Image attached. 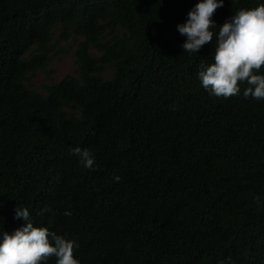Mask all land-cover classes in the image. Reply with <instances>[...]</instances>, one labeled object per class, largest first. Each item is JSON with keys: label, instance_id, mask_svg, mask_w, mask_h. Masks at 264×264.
<instances>
[{"label": "trees", "instance_id": "trees-1", "mask_svg": "<svg viewBox=\"0 0 264 264\" xmlns=\"http://www.w3.org/2000/svg\"><path fill=\"white\" fill-rule=\"evenodd\" d=\"M196 2L0 0V231L23 223L19 204L75 239L80 264H264V99L200 85L218 27L198 53L176 28ZM261 2L224 0L212 19ZM58 29L80 39L79 74L38 92Z\"/></svg>", "mask_w": 264, "mask_h": 264}, {"label": "clouds", "instance_id": "clouds-1", "mask_svg": "<svg viewBox=\"0 0 264 264\" xmlns=\"http://www.w3.org/2000/svg\"><path fill=\"white\" fill-rule=\"evenodd\" d=\"M224 0H197L188 11L186 20L176 25L180 35L185 37L180 47L189 53H198L202 46L213 39L211 61L202 60L196 73L200 85L214 96L238 95L240 85L245 98L264 99V2L253 8H240L222 25L212 19L214 11L222 7ZM238 81L240 83H238ZM78 162L87 169L95 170V158L87 148L76 146L71 149ZM115 181L120 176L113 177ZM49 209H40L43 215ZM64 215H71L65 211ZM14 219L23 223L11 232L0 231V264H46L49 257H55V264H80L73 256V249L79 244L67 235L57 234L45 226H34L29 208L17 204Z\"/></svg>", "mask_w": 264, "mask_h": 264}, {"label": "rangeland", "instance_id": "rangeland-1", "mask_svg": "<svg viewBox=\"0 0 264 264\" xmlns=\"http://www.w3.org/2000/svg\"><path fill=\"white\" fill-rule=\"evenodd\" d=\"M79 41V38L74 37L70 41H66L61 36V30H56L53 34V42L46 54L49 59L47 68L30 76L29 86L43 93L46 85L58 82L67 76L78 77L75 51ZM91 53L98 54L95 49ZM104 74L106 77L112 75L110 70H106Z\"/></svg>", "mask_w": 264, "mask_h": 264}]
</instances>
